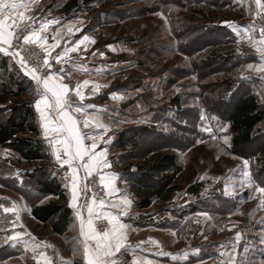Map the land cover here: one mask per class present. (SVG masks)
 <instances>
[{
    "label": "rangeland",
    "instance_id": "obj_1",
    "mask_svg": "<svg viewBox=\"0 0 264 264\" xmlns=\"http://www.w3.org/2000/svg\"><path fill=\"white\" fill-rule=\"evenodd\" d=\"M67 1L40 0L39 5L29 13L36 15L38 21H59V24L49 25L47 42L56 41L53 39L55 36L66 43L88 34L95 41L88 45L91 55L95 53L94 56L99 58L118 61V66L123 67L117 72L110 70V74L103 79L113 80L123 75L127 88L134 84L129 77L138 76L134 85L138 91L125 95V116L130 118V114L139 113L142 126L162 127L165 131L170 129L177 141L172 148L181 171L175 175L174 183L179 184L180 189L167 203L154 205L153 208L158 209L148 215L152 223L141 232L143 238L159 241L164 252L177 257L173 260L168 255L169 262L160 259L156 264H222L233 249L238 257L245 256V246L248 247V264H261L264 261V244L260 243L259 237L264 231V205H261L258 193L253 190V198H249V188L241 187L243 176L238 169L243 158H251L253 178L258 183L264 180V165L258 159L259 148L264 143V122L254 140L242 148H229L222 138L214 137H219L220 128L225 126L230 138L223 117L225 108L229 106L230 93H224L220 77H231L237 91L252 90L264 106V73L245 71L243 75L249 78L241 79V69H246L248 64L259 65V56L246 37L237 36L222 22H235L241 26L242 33L243 26L251 25L258 39L259 28L264 24V13L255 15L254 0H90L89 3L79 0L75 8L64 12L62 7ZM80 22H83L84 29L76 32ZM69 25L73 26L72 33L68 32ZM219 44L228 46L233 57L205 61L209 50ZM34 46L39 49L43 64L44 50ZM99 48L104 55L99 54ZM177 89L180 91L177 92ZM137 92L144 103L141 110L138 106L134 110L131 103ZM173 96H178L179 104L170 105ZM9 102L0 93V106ZM149 105L150 113H147ZM142 106L145 108L142 109ZM163 114L169 116L171 122L157 121L155 124L147 119L152 115L162 118ZM118 125L122 127L120 122ZM205 127L212 129L211 135L204 131ZM136 128L137 125H124L121 130H125L127 135H136ZM136 142L139 146L132 150L140 157L144 148L155 142V136L151 133L139 134ZM181 145L183 149L179 148ZM120 160V156L116 155L114 162L119 163ZM40 164L18 161L17 155L10 149L0 148V203L11 206L15 202L18 205L17 197L23 193H26V205L28 200L38 198L35 182L14 174L17 170L20 174L30 171ZM49 166L53 173H57L58 169ZM195 183L201 184V190L198 195H191L186 188ZM225 191L229 195L225 196ZM18 207L20 220L16 230L26 233L29 229L34 235H26L24 241L14 247L3 245L2 238L12 235L11 222L15 217L0 209V229L6 230L0 232V264H31V255L45 249L43 240L38 241L39 237L35 236V233L43 236L42 225L29 219L30 215L24 207ZM133 207L135 209V201ZM176 207L182 208L181 213ZM205 211L210 218L199 215ZM174 213H180V216L172 225V230L163 229L160 224ZM5 217L7 223L4 222ZM237 231L241 233L239 244L235 243ZM44 242L50 244L46 240ZM34 243L39 245L35 253L31 250ZM50 246L54 256L44 251L56 264L57 252ZM194 249H200L199 253H194ZM11 252H16L17 256L5 259V255ZM185 253H188L187 260ZM122 255L129 258L132 264V254Z\"/></svg>",
    "mask_w": 264,
    "mask_h": 264
},
{
    "label": "snow or ice",
    "instance_id": "obj_2",
    "mask_svg": "<svg viewBox=\"0 0 264 264\" xmlns=\"http://www.w3.org/2000/svg\"><path fill=\"white\" fill-rule=\"evenodd\" d=\"M39 2L40 0H0V53L10 56L16 62V65H18L19 71L30 77L37 85L38 98L34 100V105L39 113L42 135L51 148L56 162L60 164L61 170H63L64 165H67L68 172L65 178L69 174L71 176L69 183L64 186L70 189L69 207L74 210L75 218L79 222V232L82 238L79 240V244L82 245L84 264H119L116 258L117 254H123V252L127 251L135 252L136 249H142L148 244L157 246L159 249L156 252L157 255H171L172 259L175 260L177 258L175 254L164 252L160 248V242L152 238H149L147 241H140L135 245L127 242L126 234L129 226L122 221L121 217L129 214L128 210L132 205V200L124 192L116 188L115 179L117 174L105 171V169H110L111 167L107 151L108 147L114 142L113 136L104 139V134L109 131V124L102 122L97 116L90 117L87 113L88 108L94 107L93 105L83 103V89L88 87L90 81L86 79L83 82H77L75 87L72 88L70 84L64 83L62 75L64 72L63 65L67 62L62 60V57H66L68 53L77 52L81 47L87 48L90 43H94L95 41L91 40L88 34H84L79 40L75 41L73 46L68 47L66 43L63 51L54 56L56 63L60 65L58 71L51 63L48 53L50 49L56 48L60 41L54 36L53 39L56 40V43L49 45L47 43V32L49 25L59 24V21L56 19L38 21L36 15L29 14L32 8L39 5ZM254 3L257 9L255 15L264 13V0H254ZM157 15H163V13H157ZM262 19H264V15H262ZM38 22L39 28L36 27ZM222 23L242 39L246 37L259 56L261 62L259 65L248 64L246 69H241V79L249 78L243 75L245 71L264 73V24H261L259 28V38L257 39L255 37V28L251 25L243 26L242 33L240 31L241 26L235 22L226 20ZM83 29L84 24L80 22L75 31L82 32ZM250 30L251 34H249ZM72 31L73 26L69 25L68 32L72 33ZM21 36L23 43L19 44L18 49L17 44L21 40ZM25 45H37L44 50L45 58L43 64L29 66L28 58L20 54V50L24 49ZM108 47L112 48V45H108ZM99 54L101 56L104 55L103 53ZM100 88L101 85L92 83L91 93L99 91ZM73 91L81 101L74 109H72L69 99L70 93ZM176 91L179 92L180 89ZM110 96L114 100L125 98L124 96H118L116 92H111ZM69 109H72V112L83 114L82 122L76 119ZM204 131L210 135L212 134L211 128L205 127ZM219 131L221 135L214 138H222L224 145L231 148L230 138L227 135V127L222 126ZM90 132L92 134H89ZM101 141L103 142L102 145ZM251 163V158L242 159V164L238 169L242 172L243 176L241 187L247 186L249 188V198H253V190L258 193L260 203L264 205V186H261L264 185V180L258 183L253 178ZM80 170H83L89 176L93 173L98 174L100 176V183L104 185L105 195L113 197L110 201L99 199L98 203L94 197L87 204V217L83 215V206L77 203L80 195V177L78 175ZM55 174L53 173V175ZM14 175L19 177L20 170H17ZM116 193H120V195L116 196ZM224 195L227 196L229 193L225 191ZM46 199L47 197H45ZM43 202L42 200L41 203ZM105 207L108 209H118V211H103L102 209ZM97 208H100L101 211H96ZM0 209L5 214H11L15 217V220L11 222L12 235L2 238L3 245L10 244L14 247L18 242L24 241L26 235L30 236L31 234L16 230L17 222L20 220V209L15 202H12L11 206H5L0 203ZM199 215L210 218L209 213L206 211ZM105 221L106 223H104ZM4 222H8L7 217L4 218ZM4 231L6 230L0 229V232ZM235 237V243L239 244L241 233L237 231ZM259 238L260 243L264 244V231L261 232ZM32 239L35 241L34 237ZM25 246L26 248L29 247L26 241ZM38 246L34 243L31 246V250L35 253ZM45 246L50 247V245ZM199 251L200 249L193 250L194 253H199ZM247 252L248 247L245 246V256L238 257L233 249L229 253L228 258L222 261V264H248ZM187 256L188 253H185L186 260ZM33 259L36 260V264H54L53 259L43 251L38 256L34 255ZM60 262L61 264H72L71 260L64 261L63 258H60ZM132 264H154V262L144 257L135 258ZM261 264H264V261Z\"/></svg>",
    "mask_w": 264,
    "mask_h": 264
},
{
    "label": "trees",
    "instance_id": "obj_3",
    "mask_svg": "<svg viewBox=\"0 0 264 264\" xmlns=\"http://www.w3.org/2000/svg\"><path fill=\"white\" fill-rule=\"evenodd\" d=\"M78 1L68 0L62 11L68 12L75 8ZM89 1L83 0L85 3ZM232 54L228 46L219 44L209 50L205 61L219 57L232 58ZM137 77L134 76V84L131 86L137 84ZM219 82L223 85L224 93H230V99L227 101L229 106L225 108L223 117L228 125L231 146L242 148L250 144L259 133V126L264 122V106L252 90L237 91L231 77H220ZM27 91H31V82L22 75L10 56L0 53V93L10 100L9 104L0 108V148L10 149L17 155L18 161L41 162L39 167L20 174L25 180H33L36 184L38 198L28 200L31 213L36 219L48 223L52 232L62 234L68 229L72 210L67 205V192L58 176L59 172L53 175L49 168V164L52 165V157L40 138V128L32 104L27 100L18 101ZM172 104H179L178 96L170 99V105ZM168 117L154 116L152 120L155 124L157 121L169 123L171 120ZM165 130L162 127L140 125L136 128V135H127L125 130L118 131L112 143L111 148L120 151L121 158L119 163L114 164L126 174L129 192L135 197L136 208H147L155 200H167L180 189V185L174 183L175 175L181 170L172 148L177 141L170 129ZM147 133L155 136V142L146 146L138 157L132 150L139 146L136 142L137 135ZM182 145L179 148L183 149ZM259 155L258 159L264 165V143L259 148ZM200 190L199 183L190 184L186 188L191 195H198ZM23 195L26 198V193Z\"/></svg>",
    "mask_w": 264,
    "mask_h": 264
},
{
    "label": "crops",
    "instance_id": "obj_4",
    "mask_svg": "<svg viewBox=\"0 0 264 264\" xmlns=\"http://www.w3.org/2000/svg\"><path fill=\"white\" fill-rule=\"evenodd\" d=\"M9 23H11L9 21ZM36 27L39 28V24H36ZM76 40H71L67 43L68 47L73 46V44L75 43ZM49 45L56 43V41L54 42H47ZM66 43H62L60 42L56 48H52L49 50L48 56L50 58L51 63L53 64L54 67L57 68V70L59 71V67L60 65H58L54 59L55 55H58L61 51H63L64 46ZM88 48H84L81 47L77 52L74 53H68V55L66 57H62V60L67 61L66 63H64L63 67H64V72L62 73L63 77H64V83H68L70 84V87L74 88L77 82H83L84 80H89L90 83L88 85V87L83 89V94H84V101L83 103L86 105H93L94 107L92 108H88L87 109V113L88 115L91 116H97L98 118L101 119L102 122L109 124V131L107 133L104 134V139H107L109 136H113L114 140L117 134V131L121 130L122 127L124 125H137L140 126L142 124L141 121V114H130V118H128L129 116H125V99H112L110 96L111 92H116L118 96H124L126 95V93H134L136 91H138V87L136 86H131V87H125L124 83V77L123 75L121 76H117V78L112 79H103L104 77L108 76L110 74L111 71L113 72H117L119 71L121 68L118 66V61H111L107 58L104 57H97L94 55H91L88 52ZM99 53H103V50H101L99 48ZM45 53V52H44ZM3 54V53H2ZM6 55V54H5ZM45 58V55H44ZM111 70V71H110ZM22 75L31 82V91H27L24 92L23 95L19 98V102L21 101H29L32 104L33 110L36 114L37 117V122H38V126L40 128V119H39V113L37 112L35 105H34V100L37 97V85L35 83V81L31 80L30 77L24 75L23 72H21ZM129 79H134V75L131 76V78L129 77ZM104 80V81H103ZM130 81V80H129ZM92 83H96L101 85V88L99 91L95 92V93H91V87H92ZM106 86V87H105ZM136 90V91H135ZM6 97V96H5ZM25 97V98H24ZM69 99L71 101L72 104V109H74L75 107H77L81 101L80 98L77 97L75 95V92L73 91L72 93H70ZM131 103L134 107L138 106V109L141 110V105H144L143 102H141L140 99V94L134 96V98L131 99ZM5 106H0V108H3ZM135 107V109H136ZM144 109L145 107L142 106ZM150 105L147 107L148 111L146 110L147 113H150V109H149ZM146 108V109H147ZM72 109H69L70 113L72 115H74L76 117V119L80 120L82 122L83 120V114L81 113H76V112H72ZM132 109V110H133ZM134 109V110H135ZM147 117V116H146ZM153 115L152 116H148L147 119L152 120ZM127 120V121H126ZM119 122H120V127L119 128ZM82 123H81V128H82ZM89 134H92L91 132ZM40 138L43 140L44 144L47 146L51 157H52V166L56 169H58V176L62 179V184L63 186L67 183H69L71 176L70 174L68 175L67 178H65L66 173L68 172V168L67 165L63 166V170H61V166L60 164H58L55 160V157L52 155V150L49 147L48 143L45 141L43 135H42V130L40 128ZM102 141H101V145H102ZM112 144L108 147V151H107V155L110 161V169H105V171H111L117 174L116 179H115V186L116 188L120 189L122 192L125 193V195L128 196L129 199L132 200V205L129 208V214L127 216H123L121 217L122 221L129 226V230L127 232V242L130 244H137L140 241H147L148 239H146L145 237L143 238V236H141V232L142 230H145L147 227H149L148 225H151L152 222L149 221V214L150 212L155 211L158 208H153L154 205L156 203L160 204H165L167 203L169 200H171L172 195L170 196L169 199L167 200H155L151 203V205L147 208H136L134 209L133 207V201H135V197L132 195V193L129 192V184L126 180V174L123 173L121 171V169L118 167V165L114 164V159L116 155L120 154V151L118 152V150L116 149H112ZM179 164V163H178ZM181 171V170H180ZM179 171V172H180ZM96 174V173H93ZM79 177H80V195L78 198L77 203H79L80 205L83 206L82 211H83V215L85 217H87V204L90 202L85 203L84 205L81 204V193H82V183L85 177L89 176L87 175L86 172H84L83 170H80L78 173ZM98 175V174H96ZM98 177L100 178V176L98 175ZM103 189H104V196L101 199H105L106 201H110L113 199V197H109L105 195V188L104 185L102 184ZM64 188L66 189L67 192V205L69 207V200H70V189L66 188L64 186ZM21 194V193H20ZM22 196H18L17 198V202L18 205L20 206V208L24 207L26 212L30 215L28 216V218L33 219V221L37 222L38 224L42 225L43 227V231L41 233V235H43L42 237L39 236V234L35 236L38 238V241L41 239L46 240L50 243V245H52V247L56 250L57 252V260H56V264H61L60 262V258H63L64 261H69L71 260L72 264H84L83 258H82V245L79 244V240L82 239L80 237V232H79V222L76 220L75 218V213L74 210L69 207L72 210V214H71V219H70V223L68 225V229L62 233V234H57L52 232L51 227L48 223L46 222H42L38 219H36L32 213H31V207L30 205H26L25 203V196L23 194H21ZM116 196H119L120 193H116ZM25 200V201H24ZM99 202V200L97 201V203ZM182 204V203H180ZM161 207V206H160ZM103 211H108V210H112L113 212L118 211V209H108L107 207L102 209ZM176 210H178L177 212L181 213L182 208L176 207ZM96 211H101L100 208H97ZM134 213V214H131ZM180 213H174L171 214L170 216H168V218L166 219V221L162 224H160V226L164 227L163 229L165 230H172V225L176 224V222L178 221V216H180ZM26 233H30L29 229H26ZM34 234H32L31 236H33ZM43 252H45L44 250H41ZM41 251H37L34 255L38 256L39 253ZM157 252V246L156 245H145L142 249H136L135 252L133 251H127V252H123L126 254L131 255L134 259L135 258H144L146 257L149 260H152L154 262V264L157 263L158 260H163L166 263L170 261V259L168 258V256H160L156 254ZM34 255H31L32 258ZM118 255V254H117ZM14 256H17L16 252H11V254L5 255V259L8 258H12ZM133 259V260H134ZM31 264H36V260L35 259H31Z\"/></svg>",
    "mask_w": 264,
    "mask_h": 264
},
{
    "label": "built area",
    "instance_id": "obj_5",
    "mask_svg": "<svg viewBox=\"0 0 264 264\" xmlns=\"http://www.w3.org/2000/svg\"><path fill=\"white\" fill-rule=\"evenodd\" d=\"M20 43H23L22 36H21V40L17 44L18 49H19ZM20 54L28 58L29 66H36V65L42 64L41 53L39 49L34 45H25L24 49L20 50ZM103 196H104V189H103L102 184L100 183V178L98 177V175L92 174L90 176L85 177L82 183L81 204L84 205L87 202H91V200L94 197L98 201ZM42 243L45 248L44 250L47 253H49L51 256H54L55 254H54L53 249H51V246L50 247L45 246V245H50V244L45 243V242H42ZM116 258L119 261V264H131L130 259L127 258L126 256H123L122 254Z\"/></svg>",
    "mask_w": 264,
    "mask_h": 264
}]
</instances>
